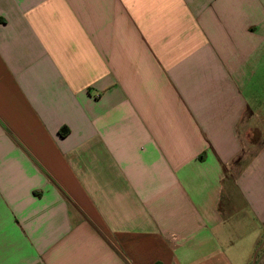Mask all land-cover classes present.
Listing matches in <instances>:
<instances>
[{
    "label": "crops",
    "instance_id": "obj_1",
    "mask_svg": "<svg viewBox=\"0 0 264 264\" xmlns=\"http://www.w3.org/2000/svg\"><path fill=\"white\" fill-rule=\"evenodd\" d=\"M264 264V0H0V264Z\"/></svg>",
    "mask_w": 264,
    "mask_h": 264
},
{
    "label": "water",
    "instance_id": "obj_2",
    "mask_svg": "<svg viewBox=\"0 0 264 264\" xmlns=\"http://www.w3.org/2000/svg\"><path fill=\"white\" fill-rule=\"evenodd\" d=\"M256 254H257V250H255V252H254V254H253L251 264H254V262H255V258H256Z\"/></svg>",
    "mask_w": 264,
    "mask_h": 264
},
{
    "label": "rangeland",
    "instance_id": "obj_3",
    "mask_svg": "<svg viewBox=\"0 0 264 264\" xmlns=\"http://www.w3.org/2000/svg\"><path fill=\"white\" fill-rule=\"evenodd\" d=\"M251 262H252V260H251Z\"/></svg>",
    "mask_w": 264,
    "mask_h": 264
}]
</instances>
